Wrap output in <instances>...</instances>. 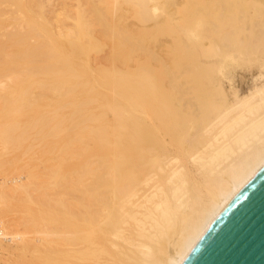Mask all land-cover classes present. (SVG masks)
<instances>
[{"label": "bare ground", "instance_id": "bare-ground-1", "mask_svg": "<svg viewBox=\"0 0 264 264\" xmlns=\"http://www.w3.org/2000/svg\"><path fill=\"white\" fill-rule=\"evenodd\" d=\"M5 1L10 2V4H9V7H6L4 9L0 10V29L3 30L2 31L3 33L2 32L0 33V34H2L0 37V136H3V138H4V139L0 138L1 141L6 140V138H9V139L14 138V137H11L13 132L15 133L14 128L15 129L19 128L22 124H24V125L21 126L20 132L15 137H18L20 135L22 128H23V130H22V132H23L24 130H28V128L30 129L31 126L32 127L34 126V123L32 125H30L31 124L30 123L28 125L30 127H27V129H26L25 120L27 118L26 119H22V118H25L27 116L21 115V117L19 116L16 121H11L14 114H17L19 111L25 112L24 107H26V106L31 107L32 104L36 105L35 103H37L39 100L40 101L41 100H47L51 103L59 104V106L57 105L58 108H61L62 106L64 107V105H62L63 102L61 100H62V98H64L67 95V93H70L69 91H67L68 89L71 91L70 85H68L70 88H67V90H66V89H63V87H58L57 86L58 84H57L56 85L57 88L53 89L54 91L52 89H49V90H52L53 92L50 91V93H49V91H47V93H45V94H43V91H42V94H41V92H38V93L35 92V94L33 93V95L37 94V96H32V94L30 95V93H32L31 91L29 93H27L28 92L27 90H29L31 87L30 83H29L30 85H28V86H30L29 88H27L28 87L27 85H26L27 86L26 88L24 86L22 88H19L20 87L19 86L18 87L19 89L10 86V84H9L10 82H12V81L18 82L17 79H19L18 78L19 75H16L17 72L20 74L21 73L26 74V76H28V74L31 73V72L30 73L28 72V71H31V70H29V67L33 64L32 61H35L34 62L35 64L32 67H34V68L37 67V68H35V69L33 68V71L35 70V72H36V70H37V72H38L41 70L43 73L40 71V74L42 73L44 76L46 74L47 75L49 74L48 76H50V74L52 76L56 75L55 78L59 81L62 76H65V74H63V73H66V75L67 74L69 75V73H70L69 77L72 74H73V77H75L74 75L77 74L80 78L81 76L79 75V68H80V63L82 62V60H87V61L90 60V58L92 56L91 54L92 53L96 54V52H95L96 49L98 50L101 47L103 48L104 46H102V44L107 43V40L109 38L119 37L118 38L119 43L122 44L123 40H126V38L129 39V38H131V36H133V35H129L127 32V30H129L128 24H126V25L123 23L121 24V19H122V16L125 14L124 13L125 11L131 10L139 16L140 15L146 16L145 14H147V13L149 15V12L152 14L151 15L152 17H153V15H155V17H157L156 14L161 15L159 11H158V13H156L158 10L156 8V6L154 5L156 0H0V4H2V6H3L4 5L3 3H5ZM35 1H39L41 3L46 2V3L51 4V5H54L55 2L57 3V5H59V3L61 1L63 4H66L69 8H72L74 12H73V14L69 13V15L66 16L64 21L59 22V21H57L59 19H57L54 22L53 21L54 19H53L52 14H51L52 12L50 13L49 11H47V9H46L47 12L46 11H41V13L38 11H37L38 13L33 12L34 10L31 7L33 6L32 4L35 3ZM254 1L256 4V5H254L255 6L254 9L259 7L258 11L255 10V12H254V14H258V16H259V17H256L255 19H253L255 22L256 20H258L257 18H260V16L261 17L264 16V7H263L264 6V0H254ZM172 2H173V0H172ZM14 4L17 5L20 9H24V12H22L23 16L21 14V16H22L21 18L19 16H17V14H15V13H18V11L17 12H15L16 10H14V12L12 11L14 8V7L12 8V5H14ZM60 5H61V3H60ZM168 5L170 6V4H168ZM62 6H64V5H62ZM67 6H64L66 10H67V8H66ZM42 7L40 10L43 9ZM64 7H61V8H64ZM220 7L222 9V6H220ZM238 7H240V6H238ZM67 12H69V11L67 10ZM55 13H57V12H55ZM240 13H243V12L241 11ZM53 14H54V11H53ZM62 14H64V13H62ZM148 15L146 16L147 18H148ZM56 16L57 15H55V18H56ZM124 17H125V15H124ZM152 17H150V18H152ZM155 17H153V18H155ZM139 18H141V17H139ZM162 18H164V17H162ZM237 19H238V17H237ZM151 21L154 22V23L153 22L151 23V25H154V26H156L159 22H161L160 20L158 21L155 19H153ZM252 24H253V26L251 25V27H250L251 35L248 37V39H245V40H247V47L248 46L249 47L254 46L253 48L255 49V47L257 46V48L259 49L262 46L261 48L263 49L264 48V21H262V18H261V22L256 23V24L252 23ZM47 25H48V27H46ZM43 27L47 28V30L44 32L42 29ZM125 32H126V34H125ZM227 39L225 38L224 41H226ZM239 40H241V39H239ZM242 41L239 43H242ZM100 45H101V47H100ZM135 47H137V45ZM109 49H110V47H109ZM141 50L139 49V51H141ZM113 54H114V51H112V50H111V52L110 51L104 52L103 55L99 58V60L95 64L88 66L89 72H87V73L92 74V73H97L100 71H104V72L107 71V66L112 65V58H114ZM29 63H32V64L29 65ZM30 69H31V67H30ZM69 71H71L72 74ZM59 74H60V76H59ZM57 75L60 78L57 77ZM25 77H24V79H25ZM55 78H52V79H55ZM26 79H27V77H26ZM61 80H64V79H61ZM73 80H74V78H73ZM139 80H141V78H139ZM143 81H145V80H143ZM19 83H20V81H19ZM22 83H23V81H22ZM22 83H21V85H22ZM54 83L56 84V82H54ZM60 83H62V82H60ZM39 84L40 83H38V85ZM65 85H61V86H65ZM43 86L39 85V88L42 87V89L41 88L40 89L45 90L43 88ZM50 86L48 85V87H50ZM72 86H73L72 88L76 90L75 84ZM45 88H46V86H45ZM65 90H66V92H65ZM89 91H91V90H89ZM64 92L66 93V95L64 94ZM14 93H16V95H14ZM12 95H14V96H12ZM119 99H121V98H119ZM233 99H234V100H232L233 102L230 103L227 107H225V109L221 110L220 113L217 114L216 118H213L212 120L210 118L211 121L209 120V122L206 121L207 123H206L205 127L203 126L200 129L199 124L196 125L195 123H193V124H195L196 128H198L199 130H197L195 128L196 129L195 131H197V132L193 133V137L195 136V138H192L190 140L186 139L187 137L185 138V144L186 143L187 144H186V147L183 146L184 149L183 148L180 149L177 146V143L174 141L175 132H177V130H181L182 128H187V127H189V125L187 126V124H186V126H185L184 123H180L179 125L178 124H176V125L170 124L169 119L171 118V115H169L170 117L168 116V117H164V118L163 117L152 118L149 115L146 116V114H145L147 112L146 109H145L146 112L143 113V114H145V116H142V114H140V113L138 114V116L136 115L137 113L133 116L132 111L134 109L133 110L131 109L130 112H132V113L130 115H127L129 113L130 108H128V113L125 112V115H122L120 113V110L117 109V107H118L117 105H116V107H115V105L111 106V107L107 106L106 108L109 107L108 109H110L112 111L111 113H113L115 116H117V115L119 116L118 123L120 124V127L118 125L117 128L119 129L120 133H122L121 135L123 136V143L121 144V146H118L119 148L117 147L118 149L115 148L114 145H112V147L114 146L113 149L115 148L116 150L112 149L111 151L110 150L107 151V159L102 158V157H100V158L98 157L96 160L91 159V160H93L92 162L86 161L85 165L82 164V169L80 171L78 170L81 178L85 179L84 177H86L89 179V181L93 182V184H96V187L94 189L99 188V186H97V185L107 187V188H105V189H107L106 190L107 192H104L105 190L102 189L105 194L107 193V198L101 197V198H103V201H105V202H103L104 205L100 204V205H103L100 207L106 208L105 211L102 210L99 213V215H97V210L100 207L98 206L99 208L98 207L96 208V206H94L95 204L99 205L98 202H102L99 199L100 198L99 196L101 194L103 195V193H101V194L99 193L98 194L99 196L95 197V194L97 193V191L101 192V190H97V191L94 190L96 193L94 191L90 190L92 195L94 193V195H93L94 199L97 198L99 200H97L98 201L97 203H95L92 200L93 203H92L91 207L88 208L89 210H87L92 219L93 218L95 219L98 216V218H96V221L99 220L98 226L102 222L105 223V219H107L106 224H105L107 226V241L105 240V242H107V250H104V248H103L104 246H102V244H101V246H102L101 248H103V250H104L102 252L99 250H98L99 252L98 251L96 252L95 250H97V249H94V250L90 249L91 251L87 250L90 247H97V248L100 247V245L97 244L98 242L96 243L97 246L96 245L91 246L92 242H91V244L88 242L90 245H88V247H86V245H85V247L87 249L84 247V244H82V247L85 248L84 249L85 251L82 250L83 248L79 249V247H81L80 243H79L81 240L78 242L79 243V245H78V243L76 244V242H77L76 239H79L80 236L76 237V239H75L76 246L77 245L79 246V247H76L75 244L74 245L72 244V241H73V238L77 235H76V233H71L70 230H67L70 232H66V231L64 232L63 231L62 232L63 236L60 235V233H59L58 236H62L64 239L61 240L62 238L58 237V238H61L60 241H62V243L60 242L61 244L60 243L57 244L56 242H53L52 239L48 238V236H52V235L57 236L60 229L57 228L58 229L57 234H54V232H51L52 230L56 229V228L53 229L54 227L59 226V225L58 226L56 225L53 228L51 227V231L48 230V232H47V230H46L45 233L43 230L40 231V232H43L41 234H42V236H44L40 240L41 245L43 246V250H36L37 248L34 247V250H36V252H37V256L33 260L22 262V264H79V262H81V263L84 262V264H87V262H89V261L91 262V260H92L93 264L94 263L96 264V262L99 261L98 260V257H100V256H98L99 253L102 254L103 252L105 253V251H107V254L105 253L107 255V263H103V264H180L182 262V260L185 258V256L187 255V253L190 251V249L193 247L195 242L198 240L200 235L204 232V230L207 228V226L211 223V221L214 219V217L218 214V212L249 181V179L264 165V82L261 83L260 85L253 87L246 94H244L240 97L235 95ZM83 102H86V101H83ZM75 103L76 102H74L73 105L75 106L74 108H76V111L72 112V114H74V112H75V114L73 115L74 118H73V116H71V117L73 119L72 121L74 122V124H75V120H76V122H77L76 126L77 125L80 126V128H79L80 133L82 132L84 135L89 136L87 138H91V139H92V137H90V135L91 136L95 135L96 137L95 136L94 137L96 139L95 140L92 139V140H94V145L97 147L103 148L105 146H108L109 140H108V133H107L108 131H107L106 122L104 121L105 124H102V126L99 125L98 128L94 127L95 129L86 125L87 123H90L93 120L98 121L99 117L97 118L93 115H90V113L88 115H86L87 113L86 114L82 113L83 110L79 109V108L83 107V106H81V104L83 105V103L78 102L76 105H75ZM186 103H190L188 105H192L191 102H189V100ZM65 104H67V103H65ZM85 105L87 106V104H85ZM136 105H137L136 109H138V106H143V105H138V104H136ZM144 106H146V105H144ZM175 106H176V109L181 108L178 106V104H176ZM182 106L186 107V109L188 108L187 104H184ZM193 106H194V104H193ZM21 107L23 108V110ZM33 107L34 106H32L31 108H33ZM18 108H21V110H17ZM38 108H36V109H38ZM58 108H56L57 110L53 109L52 113L53 112L57 113V111L60 110ZM132 108H133V105H132ZM189 108H191V107H189ZM78 109H79V111H78ZM125 110L122 109V111H125ZM80 111H81V114L79 113ZM137 111H135V112H137ZM142 111H143V109H142ZM142 111H141V113H142ZM192 111H193V109H192ZM202 111L203 110L197 111V112L201 113ZM14 112H16V113H14ZM26 112L27 113H23V114H28V111H26ZM29 113H32V112H29ZM122 113H124V112H122ZM193 113H191V114H193ZM19 114H20V112H19ZM82 114H85L86 116H84ZM44 115H46V114H44ZM44 115L41 116L42 119H43ZM48 115H50V114H48ZM55 115H58V114H55ZM193 115H195V113ZM46 116L44 118H46ZM75 116H76V118H75ZM197 116H198V114H197ZM227 116H229V118ZM51 117H52V115H51ZM226 117L228 118L227 120H225ZM41 118L39 116L38 119L40 120ZM55 118L56 117L54 116V119ZM111 118L114 119L113 117H111ZM38 119L35 120L34 122L36 123L38 121ZM50 119L52 121H54L53 118H49L47 120H50ZM196 119L199 121V119L196 117L195 118L196 122H197ZM45 121H46V119H45ZM59 121H61V120H59ZM59 121H57V122H59ZM113 121L115 123H117V119H114V120H112V125L114 123ZM39 122L41 123V121H39ZM48 122L49 121H46V124H41V125H43V126L45 125V127H46V125L49 124ZM40 123L37 122L36 124L38 125ZM221 123H222V125L220 127H218V125ZM100 124H101V121H100ZM193 124L191 126H194ZM23 126H25V129ZM45 127H43V128H45ZM43 128H42V126L39 127L40 133L38 131H37V133L41 134V132L44 130ZM117 128H116V130H117ZM214 128H218V130L211 137V139L203 141V139L205 137L204 136L205 133H208L210 130H213ZM51 129H54V127H52ZM108 129H110V127ZM55 130H56V132H59V128H56ZM110 130L112 131V129H110ZM114 130H115V128H114ZM16 132H17V129H16ZM48 132H49L48 136H47V134L44 135L42 133L45 136V139L51 138V133L53 135L56 134V132H52V130L50 131V129H48ZM25 133L26 132L24 131L23 134H25ZM196 133L198 134L197 136H199V138L196 137V135H195ZM83 134H81V135H83ZM25 135H27V133ZM114 135H115V133H114ZM114 135L112 134L110 137H112ZM21 136L23 137V135H21ZM27 136H30V135H27ZM119 136H117L116 138H118ZM20 137H18V139H17L18 141L20 140L19 139ZM22 137H21V140L24 139V142L27 141L26 137H24L23 139H22ZM41 137L38 138V140L41 139ZM72 138H71V140H72ZM28 139H30V138H28ZM35 139H37V138H35ZM45 139L43 138V140H45ZM112 139H113V137H112ZM12 140L10 143L7 140V142H8L7 144H8V146H9V144H12L11 147L12 146L14 147L13 143L14 142L18 143V141H14L12 143ZM80 140H77L78 145L81 142ZM84 140H82V142H81L82 144L85 143L86 140L85 141ZM113 142H114V139H113ZM119 142L120 141H118V143ZM22 143L19 142L18 144H22ZM18 144L16 145V148H17V146H19ZM4 145H6V144H4ZM37 145L39 146L40 144L38 143ZM69 145L68 144H67V146L65 145V148L62 146L61 149L63 150V148H64L66 150V147L69 148L68 147ZM86 145H87V142H86ZM3 147H5V146H3ZM11 147H10V149H11ZM29 147L27 149H29ZM76 147H77V145H76ZM78 148L77 149L81 152L83 150V148H86V147L81 148L79 146ZM25 149H24V151H25ZM27 149H26V151H27ZM61 149H58L56 151V153L58 154V151H60ZM80 149H82V150H80ZM158 149H161L160 153H157ZM5 150H3V152L8 151L7 149H5ZM3 152L1 153V156H5V154ZM63 152H64V154H66L67 151L66 152L60 151V153H59L60 155H58L59 158L61 157V153L63 154ZM82 152H84V150ZM50 153H53V152L51 151ZM7 154H6V156H7ZM54 155H56V154H54ZM58 156L56 158H58ZM181 156L184 159V162H183L184 164H181L182 163V160H180ZM52 158H53V156H52ZM54 160H55V158H53V161ZM0 161H2V160H0ZM94 161L98 162L97 164L98 165L100 164V165L97 166L95 164L96 162H94ZM8 162H10V161H7V162L4 161L3 163H8ZM13 162L14 161H12V163ZM93 163L97 167H94ZM0 164H1V162H0ZM4 165H1V166H4ZM83 165H84V167H83ZM52 166H54V165H52ZM51 168L52 167H50L49 169H46V170L44 169L45 173L47 172L49 174V171ZM105 169L107 171H105ZM31 170H33V168ZM28 172L30 174H32V176L27 175L29 177H27V176H25V178L23 177L25 180V182L24 181L23 182L26 183V181H28V179H30L31 181L33 180L32 181V182H34L33 185L37 186V184H35V182H37L39 180V179H37V178H39V177H37V176H39V174L34 175V173L32 171H30V169L28 170ZM51 172H52V170H51ZM76 173H77V171H76ZM52 175L54 177V173L51 174V176ZM33 176H34V178H36V177L37 178L32 179ZM40 176H42V175H40ZM77 176L78 175H76L75 178ZM159 176L163 178L162 182L155 181L156 180L155 178L159 177ZM53 177H51V178L53 179ZM26 178H27V180H26ZM55 178H56V176H55ZM63 178H65V177H63ZM77 178L80 179L79 176ZM76 179L74 180V183H76V181L78 180V179L77 180ZM83 179L80 180L81 185L78 184L79 186H82V188L79 187L80 188L79 191L82 190V192H83V190L85 188H87L86 191L84 190V192H83V193H86L87 191H89V187H91V189H92L93 184H92V186L90 185L89 187L88 186L86 187V185L90 184L89 182H87L88 181V179H87L86 180L87 184L84 187L82 185L83 184L82 182L84 181ZM17 180L15 181L16 183H17ZM57 180H58V182H56ZM60 180H62V179H60ZM60 180L56 179V181H55V179H54L51 181H55L56 183H59ZM39 181H41V180H39ZM67 182L69 183V181H67ZM78 182H79V180H78ZM77 183H76V185H77ZM27 184H28V182H27ZM60 184H55V185H60L59 187H61V189H62V186H64V184H63V182L61 183V181H60ZM5 185H7V184H5ZM5 185H3L1 187H4ZM14 185H15V183H14ZM14 185L12 184L13 189L15 190V192L13 190V193H14V194L12 193L13 196H16V194H18V195L22 194L23 197L25 198L24 194H26L27 188L29 190L27 193L32 192L29 189V185H31L30 183H29L28 187L26 186V188H25V185L23 183H20L19 185H15V187H14ZM39 185H41V184H39ZM49 185H50V183H49ZM55 185L54 186L50 185V186L51 187L53 186V189L57 190L59 187L56 186V188L57 187L58 188L55 189L54 188ZM8 186L9 185H7L5 188L7 189ZM1 187H0V189H1ZM83 187H84V189H83ZM2 189H4V188H2ZM31 189H34V187ZM39 189H41V188H39ZM42 189L45 190L44 187ZM42 189H41V191L39 190L40 195H41V192L43 193ZM76 189H78V186ZM99 189H101V187ZM58 190L60 191V188ZM71 190H73V189H71ZM6 192H8V194L10 193L9 191H6ZM64 192L59 194L61 196V198L63 197L62 194L64 195ZM1 193L2 192L0 191V194ZM67 193L69 195L70 192H67ZM67 193H65V194L67 195ZM39 194L38 195L36 194V195L39 197L40 196ZM43 194H45V193H43ZM55 194H56V192H55ZM4 195H5V193L0 195V213H2V211H3L2 209L6 207V203H5L6 200L3 198ZM30 195H31V193H30ZM59 195H58V197H60ZM80 195L78 198L76 197L77 199H73V198L72 199L74 201L76 200L78 203L80 201L82 202V200H80L81 199ZM92 195L90 193H88L87 197H93ZM29 196H27L28 199H29ZM47 196H48V194L46 195V198L43 197L42 200L44 198L45 199L43 201L48 200L50 195L48 196V198H47ZM73 196H76V195L73 194ZM83 196H84V200H83L84 205L87 204L86 205L87 207L90 206V205H88V203L90 204L92 202L90 200L91 198L88 199V200H90V202L86 203V201H88V200H86L87 198L85 199V197H86L85 195H82V197ZM104 196H106V195H104ZM8 197H9V199H12V197L11 198H10V196H8ZM20 197H22V196H20ZM51 197L49 199H51ZM55 197H57V196H55ZM55 197H52L53 202L55 201V199L57 200V198H55ZM70 197H72L71 194H70ZM24 198H23V201L25 200ZM61 198L58 199L59 202H58V200L55 202L57 204L58 203L60 204ZM28 199H27V202L30 201V200L28 201ZM64 199H63V201H64ZM19 200H21V199H19ZM52 200H49V201H52ZM69 200H70V198H69ZM78 200H80V201H78ZM23 201L21 200V202H23ZM35 201L36 200H34V202ZM37 201H39V203L42 202L41 199H39ZM63 201H61V204H60L61 207H65L64 205L66 204V201H64L65 203ZM46 202L48 203V201H46ZM53 202H50V205ZM67 202L69 203L68 200H67ZM77 202L74 204H72V203L68 204V205H66L65 208L67 209L69 205L70 206L72 205L71 207H74L76 205L75 207H77ZM42 203H43L42 204L43 206H45V207L47 206V203H45V202H42ZM44 203L46 205H44ZM56 203L49 206V207H51L50 208L51 211H52V209H54L55 206L53 207V205H55ZM63 203H64V205H63ZM59 204H58V206H59ZM78 205L80 206V204H78ZM92 206H94L97 210H95ZM39 207H41L40 204H39ZM49 207L47 206L46 208L49 209ZM57 209H60V207L59 208L57 207ZM61 210L62 211H60V212L62 213L63 209L61 208ZM71 210H72L71 211L72 213L69 212L70 210H68V212L70 213V216H68L70 220L73 219V218H71L72 214H73L72 215L73 217L77 216L76 218H79V219H80V217L82 218V216L85 215L82 218V221L84 218L88 217V216L86 217L85 211H84V214H83V211H80L81 209L76 210V208H75V209H71ZM73 210H76V213H77L76 216H74L75 211L73 213ZM36 211H38V210H36ZM57 211L59 213V210H57ZM57 211H53V214ZM65 211H67V210H65ZM78 211H80L81 215L82 214L83 215L80 216V213ZM68 212H66V214L63 212V214H65L67 217ZM38 213H40V212H38ZM58 213H55V214H58ZM61 213H59V214H61ZM78 213H79V215H78ZM25 215H26V213H25ZM76 218H74V220H76ZM79 219H78V222H79ZM87 219H89V217ZM94 219L92 220V221H94L93 223H95ZM74 220H73V222L75 223ZM44 222H45V220H44ZM83 222H86L85 227H87L86 226L87 220L85 219ZM13 223H14V221H13ZM18 223H20V222H18ZM68 223H70V222L68 221ZM103 223H102V225H103ZM10 224H11V221L4 220L3 216H1V214H0V250H10V248H12V249L14 248V247L5 246V244L3 242H7L10 244L15 243V248L18 247L21 250L27 249L29 247L28 243H27L28 241L24 240V238H23L24 236L22 237L19 234L17 236L16 235L17 232L14 233L13 235L12 234L9 235V233L7 232V230H8L7 227L9 228ZM75 224H77V220H76ZM71 225L74 226L73 223ZM105 225H104V227L106 228ZM65 226H67V225H65ZM65 226H62V228L61 227H59V228L64 230V229H66ZM89 226H91V225H89ZM94 226L98 227L97 223ZM94 226H92V228ZM92 228H90V229H92ZM72 229L73 230L78 229V232L81 230L79 228H72ZM96 229L99 230V232H97L98 235H99V233H101L100 232L101 230L104 231L101 227L99 229L98 228H96ZM31 230H32V228H31ZM85 230H87V228H85ZM49 231L52 235L48 234ZM55 231H57V230H55ZM93 231H94V229L91 230V234ZM86 234H88V233H86ZM102 234H104V233H102ZM102 234H100V235H102ZM78 235H80V234L78 233ZM89 235L90 234H88L87 237L85 236L86 240H88L87 238H89ZM85 237H83L82 239L85 240ZM105 237L102 235V238H105ZM94 240H96V239H94ZM94 240L91 239V241H94ZM67 241H70V244H68L69 242L67 243ZM73 243H74V241H73ZM84 243H86V241H84ZM97 253H98V255H97ZM105 254H104V256H105ZM96 258H97V260H96Z\"/></svg>", "mask_w": 264, "mask_h": 264}, {"label": "rangeland", "instance_id": "rangeland-1", "mask_svg": "<svg viewBox=\"0 0 264 264\" xmlns=\"http://www.w3.org/2000/svg\"><path fill=\"white\" fill-rule=\"evenodd\" d=\"M168 1L169 0H156V2L154 3L156 8L158 9L156 13H158V11H159L161 15L155 13L157 15V17H155V15H153V17H155V18H153L151 16L152 14L150 12H149V15H148V13L145 14L146 16L148 15V18H147L144 15H143L144 17L141 15L139 16L131 10L125 11L124 12L125 17H124V15L122 16L121 24L122 23L125 25L128 24V28L130 31L127 30V32L129 35H133V36H131V38H129V39L126 38V40H123V42L121 41L122 44L119 43V39H118L119 37L109 38L107 40V43L102 44V46H104L103 48L100 45V47L102 49L101 48L98 50L96 49V51H95L96 54L91 52L92 56H91L90 60H88V61L82 60V62L80 63V68H79V75L81 76L80 78L76 73H75L76 75H74L75 77H73L72 72L69 71L72 74L70 77H69L70 73H69V75L67 74L68 76L66 75V73H63V74H65V76H62L61 78L59 77L60 76V74H59V76L57 75V77L60 78V80L58 81L55 78L56 75L52 76L50 74V76H48L49 74L48 75L46 74L44 76L42 74L43 72L41 70H40L42 72L41 74H40V71L37 72V70H36L37 73L35 72V70L33 71L34 67H32V66L35 64L34 63L35 61H32L33 64L29 63V65L30 64H32V65L30 66L31 69L29 67V70H31V71H28V72L29 73L31 72V73L28 74V76H26V74H23V73L20 74L17 72L16 75H19V77H18L19 79H17L18 82L12 81L9 83L11 87H15V88H18L19 86H20L19 88H22L23 86L26 88L28 85L31 84L30 85L31 87L30 86L27 87V88L30 87V89L27 90L28 91L27 93H29L31 91L32 93H30V95L32 94V96H37V94L33 95V93L35 94V92L36 93L41 92V94H42V91H43V94H45V93H47V91H49V93H50V91H52L53 89H56L57 86L63 87V89H66V90H67V88L71 87V91L69 89L67 90L71 94L67 93V95H66V93H65L66 90H65L64 94L66 96L64 98H62V100H61L63 102L62 105H64V107L62 106L61 108H58L59 104H54V103H51L47 100H41V101L39 100L37 103H35L36 105L32 104V106H34L33 107L34 109L31 108L32 106L31 107L26 106V107H24L25 112L19 111L20 112V114H19V112L17 111L18 113L14 114L11 121H16L19 116L21 117V115L27 116L25 118H22V119L27 118L25 120L26 129H27V127H30V126H28L30 123H31L30 125H32L34 123V126H33L34 128L31 126L30 129L28 128V130H24L27 133V135H30L31 137L25 135L26 133L23 134L24 133V131L22 132L23 128L21 130L22 134L20 133V135L18 136V137H20L21 135H23V137L21 136L22 139L27 136L28 138H30V139H28L26 137L27 141L24 142V139L21 140V137L19 138L20 140L18 141L17 140L18 137H15L18 135V133L20 132L21 126L24 124H22L19 128H16L17 132H16V129L14 128L15 133L13 132V134L11 135V137H14V138H12L13 140L11 138L10 139L6 138L5 136L4 137L6 138V140H4V141L0 140V160H2V161H0L1 162V164H0V187L5 185V184L9 185L7 189L5 188L7 185H5L4 187H1V189L2 188H4V189H2V190L0 189V191L2 192L1 194L5 193L3 198L6 200V202H5L6 207L2 209L3 211L0 214H1V216H3L4 220L11 221L9 228L7 227V229H8L7 232L9 233V235H11V234L13 235L14 233L17 232L16 235L18 236V234H19L22 237L24 236L23 238H24V240L28 241L27 243L29 246L27 249L21 250L18 247L15 248V243L10 244L7 242H3L5 244V246L14 247V248L13 249L10 248V250H0V264H22V262H24V261L26 262L29 260H33L37 256L36 250H43V246L41 245L40 240L44 236H42V234H41L43 232H40V231L43 230L44 233L46 230H47V232H48V230L51 231V227L53 228L56 225L57 226L59 225V226L54 227L53 229L56 228L55 230H57V231L52 230L51 232H54V234H57L58 229H60L57 236H55V235L53 236L49 231L48 234H50L52 236H48V238L52 239V241L56 242L57 244H59L60 242L62 243V241H60L61 238H62L61 240L64 239L62 237L63 231L64 232L65 231L66 232L71 231V233H76V235H77L73 238V241H74V243L72 241L73 245L75 244L76 237L80 236L79 239H76L77 240L76 244L81 240L79 242L81 247L78 246L79 243L77 246L75 244V246L79 247V249L83 248L82 244H84V247H85V245H86V247H88V245H90L92 242L91 246L92 245L97 246V244H98V245H100V247H98V248L97 247H90L88 249L85 247L88 251H91L90 249H93V250L97 249V250H95L96 252L98 250L101 252L104 250H107V242H105V240L107 241V226L105 225L107 219H105V223L102 222L103 225H102V223H100L101 226L100 225L99 226L104 231L101 230L100 231L101 233H99V235H98L97 232H99V230L96 229V228H98V229L100 228L98 226L99 220L96 221V218H98V216L95 219L93 218L95 220V223H93L94 221H92L93 219L91 218V216L89 215V212L87 211V210H89L88 208L91 207L93 201L95 203H97L98 202L97 200H99V199L102 201V202H98L99 205H97V204L94 205V206H96V208L98 206L100 207V206L104 205L103 202H105V201H103V198H105V197L107 198V193L106 194L104 193V192H107L106 191L107 189H105L107 187L97 185V186H99V188L101 187V189H99L98 187H97L98 189H94L96 187V184H93V182L89 181V179L86 177H84L85 179L81 178L80 173L78 172V170L80 171L82 169V164L85 165L86 161L92 162L93 160H96L98 157L99 158L102 157V158L107 159V151H109V150L111 151L114 146H115V148H117L118 146H121V144L123 143V136L121 135L122 133H120L119 129L117 128L118 125L120 127V124L118 123L119 116L118 115L115 116L113 113H111L112 111L110 109H108L109 107L106 108L107 106L111 107V106L115 105V107H116V105H117L118 106L117 109L120 110V113L122 115H125V112L128 113V108H130V110H129V113L128 114L126 113V114L130 115L133 112L134 113V114L132 113L133 116L136 113H137L136 114L137 116L140 113V114H142V116H145V114H146V116L149 115L152 118H158V117L164 118V117H168L169 115H171V118L169 119L170 124H173V125L178 124L179 125L180 123H184L185 126H186V124H187V126L189 125V127L182 128L181 130H177V132H175L174 141L177 143V146L180 149L181 148L184 149V147H186V144H187V143L185 144V138L187 137L186 139H188V140L195 138V136L193 137V133L197 132V131H195L196 129L199 130L198 128H196L195 124L196 125L199 124L200 129L203 126L205 127L206 123L209 122L210 118H211V120L213 118H216L217 114H219L221 110L225 109V107H227L230 103L233 102L232 100H234L233 98L235 95L240 97V96L246 94L253 87L260 85L261 83L264 82V48L262 49L261 48L262 46L259 48L260 50L257 48V46L255 47V49L253 48L254 46H252V47L250 46L251 48L248 46L249 47L248 48L247 47V40H245V39H248V37L251 35L250 27H251V25L253 26L252 23L256 24V23L261 22V18H262V21H264V19H263L264 16H262V17L260 16V18H257L258 20H256L255 22L253 20L256 17H259L258 14H254L255 10L258 11V8H259L258 7L256 9H254V7H255L254 5H256L254 0H175V1L173 0V2H172V0H170L169 2ZM40 3L41 2H39V1H35V3L32 4L33 6L31 5L32 6L31 8L34 10L33 12L38 11L41 13V11H46V9H47V11H49L50 13L52 12L51 14H52V17L54 19L53 20L54 22L57 19H59L57 21L62 22L65 20L66 16L69 15V13L73 14V12H74L72 8H69L66 4H63L61 1H60L61 5H60V3H59V5H57L56 2H55V4L53 3L54 5L48 4L46 2H43L41 4ZM3 4H4L3 6H2V4H0V7H1L0 10L4 9L6 7H9L10 2L5 1V3H3ZM168 4H170V6ZM62 5L67 6L66 8L69 12H67L65 7ZM16 6L17 5H15V4L12 5V8L14 7L12 11L13 12H14V10H16L15 12L18 11V13H15V14H17V16H19L21 18L23 16L22 12H24V9H20L18 6L17 7ZM60 6L64 7V8H61ZM220 6H222V9ZM238 6H240V7H238ZM41 7L43 8L42 10H40ZM53 11H54V14H53ZM239 11L240 12L242 11L243 13H240ZM55 12H57V13H55ZM61 12L64 14H62ZM21 14H22V16H21ZM55 15H57L56 18H55ZM139 17H141V18H139ZM150 17H152V18H150ZM162 17H164V18H162ZM237 17H238V19H237ZM153 19L158 20V21L160 20L161 22H159L156 26L151 25V23L153 22L151 20H153ZM46 27H48V25ZM46 27L42 28L43 32L47 30ZM2 31L3 30L0 29V33ZM125 34H126V32H125ZM1 35L2 34H0V37H1ZM225 38L226 39L228 38L226 40L227 42L224 41ZM239 39H241V40H239ZM241 41H242V43H239ZM136 45H137V47H135ZM109 47H110V49H109ZM139 49L140 50L142 49V50L139 51ZM111 50L114 51V54H113L114 58H112V65L107 66V71H105V72L100 71V72L92 73V74L90 73L91 75L88 74L87 73V72H89L88 66L95 64L99 60V58L103 55L104 52H106V51L111 52ZM35 68H37V67H35ZM25 76L27 77V79ZM24 77L26 80L24 79ZM52 78H55V79H52ZM73 78H74V80H73ZM139 78H141V80H139ZM61 79H64V80H61ZM143 80H145V81H143ZM19 81H20V83H19ZM22 81H23V83H22ZM54 82H56V84ZM60 82H62V83H60ZM21 83H22V85H21ZM38 83H40L39 84L40 86L44 85L43 88L45 90H41L42 87H40L41 88L40 89ZM74 84L76 86L75 87L76 90L72 88L73 87L72 85H74ZM48 85L49 86L51 85V86L48 87ZM61 85H65L66 87L61 86ZM68 85H70V87ZM45 86H46V88H45ZM49 89H52V90H49ZM89 90H91V91H89ZM14 95H16V93H14ZM14 95H12V96H14ZM119 98H121V99H119ZM188 100H189V102H191L192 105H188L190 103H186V102H188ZM83 101H86V102H83ZM74 102H76L75 105L78 102L83 103V105L81 104V106H83V107L79 108V109L83 110L82 113H85V114L87 113L86 115H88L90 113V115H93L97 118L99 117L98 121L93 120V121H91L92 123L90 122V123H87L86 125H88L92 128H94V127L98 128L99 125L102 126V124H105V122H106L107 131H108L107 132L108 133V140H109L108 146H105L103 148L97 147L94 145V140L96 139L95 135H94L95 137L93 135L92 136L90 135V137H92V139H94V140H92L91 138H87L89 136L84 135L82 132L80 133V129H79L80 126L77 125L78 126L77 127L76 126V123H77L76 120L74 119L75 120V124H74V122L72 121L73 119L71 117L75 114V112H74V114H72V112L76 111V108H74L75 106L73 105ZM65 103H67V104H65ZM85 104H87V106ZM136 104L143 105V106L146 105V106H144V107L138 106V109H136V107H137ZM176 104H178V106L181 107L182 109L181 108L176 109V106H175ZM184 104H187V106H188L187 109L189 111L186 109V107L182 106ZM193 104H194V106H193ZM132 105H133V108H132ZM27 107L29 109L30 108L31 109L29 110ZM35 107L36 108L39 107V108L36 109ZM189 107H191V108H189ZM21 108H18L17 110H21ZM56 108H58L60 110H58L57 113H54V112L52 113L53 109L57 110ZM141 108L143 109L144 112L142 111ZM79 109H78V111H79ZM122 109L123 110L126 109V110L122 111ZM131 109L132 110L134 109V110L132 112H130ZM139 109L142 111V113ZM145 109L147 112L145 111ZM192 109H193V111H192ZM22 110H23V108H22ZM201 110H203L201 113L197 112V111H201ZM26 111H28V114H23V113H27ZM81 111L79 112L80 114H81ZM121 111L124 113H122ZM135 111H137V112H135ZM29 112H32V113H29ZM193 112L195 113V115H193L194 114ZM14 113H16V112H14ZM47 113L50 115H48ZM143 113H145V114H143ZM191 113H193V114H191ZM44 114H46L48 117ZM55 114H58V115H55ZM85 114H82V115L86 116ZM197 114L199 117L197 116ZM43 115H44V117L46 116V118L43 117V119H42L41 116H43ZM51 115H52V117H51ZM39 116L43 121L41 119L40 120L38 119ZM54 116L56 117L55 119H54ZM195 116L199 119V121L197 119H196L197 122L195 121V118H196ZM111 117H113L114 119H117V123H115L113 121L114 123L112 125V120H114V119H112ZM227 117L229 118V116H227ZM227 117L225 120L228 119ZM49 118H53L54 121H52L51 119L47 120ZM73 118H74V116H73ZM75 118H76V116H75ZM37 119H38V121H37L38 123H40L39 121H41V123L38 125L36 124L37 122L36 123L34 122ZM45 119H46V121H49L48 122L49 124L46 125V127H45V125L44 126L41 125V124H46ZM59 120H61V121H59ZM55 121L56 122L59 121L60 123L57 122L58 123L57 124ZM100 121H101V124H100ZM193 123H195V124H193ZM192 124L194 126H191ZM40 125L42 126V128L45 127V128H43L44 130L42 129L43 131L41 132V134H39L40 133L39 130L41 129V128L39 129V127H41ZM221 125H222V123L219 124L218 127H220ZM25 126H23L24 129H25ZM52 127H54V129H51ZM109 127H110V129H112V131L110 129H108ZM56 128H59V132H56V130H55ZM114 128H115V130H114ZM116 128H117V130H116ZM48 129H50V131L52 130V132H56V134L53 135L51 133V138L45 139L44 135H46V134H47V136L49 135ZM217 130H218V128H214L213 130H210L208 133H205V135L203 134L205 136L203 141L211 139V137L216 133ZM37 131L39 133H37ZM111 133L113 135L115 133V135H114L115 137L112 136L115 143L113 142L112 137H110L112 135ZM81 134H83V135H81ZM116 135L117 136L120 135V136L118 138H116L117 137ZM195 135L197 138H199V136H197L198 135L197 133ZM189 136L190 137L192 136V137L190 138ZM40 137H41V139L38 140V138H40ZM0 138L4 139L3 136H0ZM35 138H37V139H35ZM43 138L45 140H43ZM71 138H72V140H71ZM7 140L9 143L11 142V140H12V143L14 141H18V143L19 142L20 143L23 142V143L18 144L17 142H14L15 143V144L13 143L14 147L13 146L11 147L12 144H9V146H8ZM77 140H80L81 142H82V140H84L85 145L82 144L81 142H80L81 144L79 143V145H78ZM118 141H120V142L118 143ZM86 142H87V145H86ZM38 143L40 144L39 146L37 145ZM4 144H6V145H4ZM17 144L19 146H17V148H16ZM67 144L68 145L70 144V145L68 146L69 148L66 147V150H65L64 148H65V145L67 146ZM76 145H77V147H76ZM112 145H114V146L112 147ZM3 146H5V147H3ZM27 146L28 147L30 146L31 148L29 147V149H27L28 148ZM62 146L64 147L63 150L61 149ZM79 146L81 148L86 147V148H83L84 152H82L83 151L82 149H80V150H82L81 151L82 153L78 150ZM10 147H11V149H10ZM25 148L27 149V151ZM115 148L113 150H116ZM5 149H7L8 151L3 152V150H5ZM24 149H25V151H24ZM58 149H61L60 151H65V152L67 151V152H66V154H64V152H63V154L61 153V157L59 158L58 155H60L59 154L60 151H58V154L56 153V151ZM51 151L53 153H50ZM160 151H161V149H158L157 153H160ZM2 152L5 154V156H1ZM6 154H7V156H6ZM54 154H56V155H54ZM52 156H53V158H55L54 161H53ZM57 156H58V158H56ZM180 158H181L180 160H182L181 164H184L183 163L184 162L183 157L181 156ZM91 159H93V160H91ZM3 160L5 162H7V161H10V162L3 163L4 162ZM12 161H14V162L12 163ZM94 162H96V161H94ZM97 163L98 162H96L95 164L97 166H99L100 164L98 165ZM1 165H4V166H1ZM52 165H54V166H52ZM84 165H83V167H84ZM93 165H94V163H93ZM96 165H94V167H97ZM49 166L52 167L50 169V171L48 170L50 175L47 172L45 173V171H44V169L45 170L49 169L50 168ZM32 168H33V170H31ZM27 169L28 170L30 169V171H32L34 173V175L39 174V176H37L39 178H37V177L36 178L41 180V181L43 180V181L41 182L38 180L37 181L38 183L35 182V184H37V186L33 185L34 182H32L33 180L31 181L30 179H28V181H26V183H24L25 182V180H24L25 176H27V175L32 176V174H30ZM51 170H52V172H51ZM76 171H77V173H76ZM105 171H107V170L105 169ZM53 173H54V177H53V175L51 176V174H53ZM40 175H42V176H40ZM76 175H78L80 177V179L77 178L78 176L76 177L79 180V182L75 178ZM29 176H27V177H29ZM55 176H56V178H55ZM51 177H53V179ZM63 177H65V178H63ZM33 178H34V176L32 177V179ZM36 178H34V179H36ZM54 179H55V181H56V179H59V180L62 179V180H60L61 183L63 182V184H64V186H62V189H61V187H59L61 185L60 181H59V183H56V182H58V180L56 182L51 181ZM75 179L77 180L76 183L78 182L77 185H76V183H74ZM81 179L84 180L82 182L83 183L82 185L84 187L87 184L86 183L87 179H88L87 182H89L90 184L86 185V187L87 186L89 187L90 185L92 186V184H93V187H92L93 190L91 189V187H89V191H87L88 193H90L92 195L90 190L91 191L101 190V192L97 191V193L94 191L96 193L95 197H98L99 193L100 194L103 193V195L101 194L102 196L100 195L99 199H97V198L94 199V196H93L94 193L92 195L93 197H87L88 193L87 192L83 193L84 190L86 191L87 188L84 189V187H83V189H84L83 192H82V190L79 191L80 190L79 187L82 188V186L78 185V184L81 185V182H80ZM155 179H156L155 181H158V182L163 181V178L160 176L156 177ZM16 180H17L18 184L15 182ZM26 180H27V178H26ZM67 181H69V183ZM27 182H28V184H27ZM14 183H15V185H19L20 183H23L25 185V188H26V186L28 187V185L30 183L31 185H29V189L33 193L32 192L27 193L29 191L27 188L26 194H24L25 198L23 197L22 194L21 195L19 194L22 197H20L18 194H16V196L18 195L17 197L13 196L12 193H13L14 189H13L12 184L14 185ZM49 183H50V185H53V186L55 184H60V185H55V187H54L55 189H57L59 187L60 191L58 190L59 188L57 189L58 191L54 190L53 186L51 187L49 185ZM39 184H41V185H39ZM15 185H14V187H15ZM56 186H58V187L56 188ZM74 186L76 188L78 186V189H76ZM33 187H34V189H31ZM43 187L45 190L42 189ZM39 188H41L43 190V193H45L46 195L47 194H48V196L50 195V197L52 195H53L52 197L57 196V197H55V198H57V200L61 198V196L59 194L63 193L65 191L64 195L62 194V196L65 199L66 198L67 199L65 200L63 197L61 198V201H63V199H64V201H66L65 205H64L65 202L63 201L64 202L63 205L65 207L68 204L76 203L77 201L75 200L76 201L75 202L73 199H77L80 194H81L80 195L81 199L80 198L79 199L82 200V202L84 200V196L82 197V195L86 196L85 197V199L87 198L86 200L91 198L90 200L91 201L93 200V201L90 204L88 203V202H90V200L86 201V203H88V205H90L87 207L86 206L87 204L84 205V202L82 203L80 200H78L80 202L79 203L77 202V207H75L76 205L75 206L73 205L74 207H71L72 205L71 206L69 205L70 207L68 206V208L66 209L65 207L60 206L61 201H60V204L58 203L59 204V206H58V204L55 202V201H57L55 198H54L55 201L53 202L52 197H51V199H49L50 197L48 198V196H47L48 200H46V201H48V203L46 201H43L46 198V195L43 194L42 192L40 195L39 192L41 191V189H39ZM71 189H73V190H71ZM102 189H104L105 191L103 192ZM6 191H9L11 194L10 193L8 194V192H6ZM14 192H15V190H14ZM55 192L57 195L55 194ZM67 192H70L69 195ZM30 193H31V195H30ZM65 193H67V195ZM36 194L37 195L39 194L40 196L38 197ZM70 194L72 195V197H70ZM73 194H75L76 196H73ZM58 195L60 197H58ZM104 195H106V196H104ZM8 196H10V198L12 197V199H9ZM27 196H29V199ZM43 197H45V198L42 200ZM101 197H103V198H101ZM23 198L25 199L24 201H23ZM69 198H70V200H69ZM19 199H21L23 202H21V200H19ZM27 199H28V201L29 200L30 201L27 202ZM39 199H41L42 202L47 203L48 207L51 206L52 204L56 203L55 205H53V207L55 206L54 209L55 208L57 209V207L58 208L60 207V209H57V210H59V213H61L60 211H62L61 208L63 209V212L65 214H66V212H68V210H70L69 212H71L72 211L71 209H75V208H76V210L81 209L80 211H83V214L85 211L86 217L87 216L89 217V219H87L88 217L83 219V221L85 219L87 220V225H86L87 227H85L86 222L82 221V218L85 215L82 214L83 215L82 216L80 211H78V212L80 213V216H82V218L80 217L81 220L79 218H76L77 217L76 216L77 215L76 210H73V213H74V211L76 213V214L74 213V216H76V217H73L72 216L73 214H72L71 218H73V219L70 220L68 217V216H70L69 212L67 213L68 214L67 215L68 218H67L66 215L63 214V212L61 214H59L56 209L55 210L52 209V211L50 209L51 207H49L50 210L47 209L46 208L47 206L45 207L42 205L43 204L42 202L39 203V201H37ZM34 200H36V201L34 202ZM49 200H52V201H49ZM67 200L69 201V203L67 202ZM50 202H53V203L50 205ZM58 202H59V200H58ZM45 203H44V205H46ZM39 204L41 207H39ZM78 204H80V206ZM100 204H103V205H100ZM94 206H92V207L95 210H97ZM105 209H106L105 207H100L97 210V215H99V213L102 210L105 211ZM36 210H38V211H36ZM65 210H67V211H65ZM53 211H57L55 213H58L60 216L58 214H55V213L53 214ZM38 212H40V213H38ZM25 213H26V215H25ZM79 213H78V215H79ZM74 218H76L77 224H75L76 220H74ZM23 219L24 220L26 219V220L24 221ZM78 219H79V222H78ZM44 220H45V222H44ZM73 220L75 221V223L73 222ZM13 221H14V223H13ZM68 221L70 223H68ZM18 222H20V223H18ZM72 223L74 226L71 225ZM96 223H97L98 227L94 226V225H96ZM88 224L91 226H89ZM65 225H67V226H65ZM104 225L106 226V228L104 227ZM62 226H65L66 229H64L65 228L64 227L63 228L64 230H62L61 229ZM92 226H94L95 228L94 227L92 228ZM59 227H61V228H59ZM31 228H32V230H31ZM72 228H79L82 231L80 230L78 232V229L73 230ZM85 228H87V230H85ZM90 228L94 229L92 234H91L92 229H90ZM67 230H70V231H67ZM59 233L62 236H58ZM78 233L80 235H78ZM86 233L90 234L89 238H87L88 240H86V237L88 236V234H86ZM102 233H104V234H102ZM100 234H102L104 237L105 236L106 237L102 238V235H100ZM82 236L83 237L86 236L85 240L82 239L83 238ZM58 237H61V238H58ZM91 239L92 240L96 239V240L91 241ZM84 241H86V243H84ZM67 243L70 244V241H67ZM101 244H102V246H104L103 247L104 250H103V248H101L102 247ZM34 247L37 249L34 250ZM85 248H83L82 250L85 251L84 250ZM103 253L102 254L99 253V255L97 253V255L100 257L97 256L99 261H97V262L95 261L96 264L107 263V255H106L107 251H105L106 254L104 253L105 256ZM96 260H97V258H96ZM79 264H84V262L83 263L79 262ZM87 264H93L92 260H91V262L90 261L87 262Z\"/></svg>", "mask_w": 264, "mask_h": 264}, {"label": "water", "instance_id": "water-1", "mask_svg": "<svg viewBox=\"0 0 264 264\" xmlns=\"http://www.w3.org/2000/svg\"><path fill=\"white\" fill-rule=\"evenodd\" d=\"M180 264H264V165L218 212Z\"/></svg>", "mask_w": 264, "mask_h": 264}]
</instances>
